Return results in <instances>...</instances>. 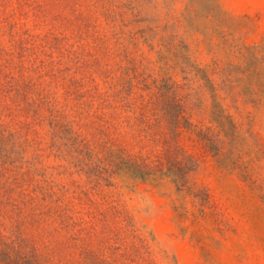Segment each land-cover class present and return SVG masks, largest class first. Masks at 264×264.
I'll list each match as a JSON object with an SVG mask.
<instances>
[{
	"label": "rangeland",
	"instance_id": "374dc122",
	"mask_svg": "<svg viewBox=\"0 0 264 264\" xmlns=\"http://www.w3.org/2000/svg\"><path fill=\"white\" fill-rule=\"evenodd\" d=\"M26 254L264 264V0H0V264Z\"/></svg>",
	"mask_w": 264,
	"mask_h": 264
},
{
	"label": "trees",
	"instance_id": "16d2710c",
	"mask_svg": "<svg viewBox=\"0 0 264 264\" xmlns=\"http://www.w3.org/2000/svg\"><path fill=\"white\" fill-rule=\"evenodd\" d=\"M171 165V166H170ZM169 168L172 167V164H169L168 166ZM170 170V169H169ZM179 179H182L181 176H179ZM2 252H4L5 254L9 255V251L12 252L9 248H2ZM26 257H29V260L25 258V260H23V262L21 264H31V258H30V255L29 254H26Z\"/></svg>",
	"mask_w": 264,
	"mask_h": 264
}]
</instances>
